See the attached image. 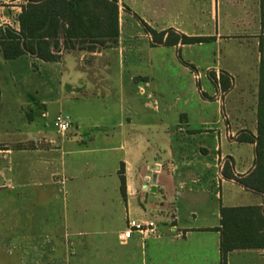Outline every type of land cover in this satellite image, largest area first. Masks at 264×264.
Instances as JSON below:
<instances>
[{
    "label": "crops",
    "instance_id": "1",
    "mask_svg": "<svg viewBox=\"0 0 264 264\" xmlns=\"http://www.w3.org/2000/svg\"><path fill=\"white\" fill-rule=\"evenodd\" d=\"M6 1L17 6L11 8L16 10V27L8 24L3 12L0 27L18 30L26 0ZM116 1L119 30L137 32L140 40L133 46L145 54L131 56L129 63L138 70L147 62V71L120 72L113 80V73H104L95 63L84 69L78 66L77 60L101 55L100 50H63L60 61L53 62L66 63L68 56L74 61L59 97L71 128L60 137L54 121L62 111L52 116L48 98L36 97L41 114L32 115L30 122L35 123L36 117L44 122L34 136L16 133L2 140L6 150L0 181L5 180L6 191H14V199L0 197V224L13 220L15 226L0 230V264H221L222 208H264V193L241 182L258 179L256 143L244 140L258 136V106L264 96V0ZM145 25L157 33L172 31L210 40L166 46L156 43ZM203 31L208 33H199ZM204 47L210 56L203 62L198 56L183 58L184 51ZM156 51L174 53L172 61ZM168 60L172 72L167 70ZM222 77L229 84L227 90ZM186 78L193 87L184 90L179 83ZM2 86L0 127L4 128L16 118L23 92ZM141 86L144 94L139 93ZM109 95L113 107L107 112L101 96ZM97 153L120 155L110 175L124 166L129 216L134 218L131 209L137 205L135 219L157 223L156 236L135 234L124 241L122 230L32 229L38 197L34 190L54 187L57 175L68 179L69 191L91 190L80 181L104 177V172L92 176L91 156V162L85 158L79 174L76 159ZM149 195L159 199L150 200ZM99 221L107 222L102 217ZM228 264H264V249L234 251Z\"/></svg>",
    "mask_w": 264,
    "mask_h": 264
},
{
    "label": "rangeland",
    "instance_id": "2",
    "mask_svg": "<svg viewBox=\"0 0 264 264\" xmlns=\"http://www.w3.org/2000/svg\"><path fill=\"white\" fill-rule=\"evenodd\" d=\"M5 2L8 1L4 0L0 2V8H2L0 9V12H3L7 18L9 17L8 24L16 27V10H12L11 8L12 6H17ZM2 23L3 21L0 20V24ZM136 33L137 32L119 30V38L114 41L113 44L99 47L98 50L101 51V55H97L94 58H89V55H86L80 60H77L78 66L84 69L95 63L98 65L99 70L104 71V73H113V80L117 76L116 74L120 72L126 75H131V73L133 74L135 71H137V73H145L144 71L147 70L144 66L147 65V62H143L141 68L138 70H133L129 63V58L131 56H135L136 58L145 56L144 53L140 52V50L133 46L135 41L140 40ZM199 33L205 34L208 33V31ZM206 48L207 47L194 49L192 53L190 51H184L182 53L183 58H197L198 56L203 62V59L210 56V52L208 53ZM62 52L63 50L60 51V53ZM156 53L164 58H170L171 55L174 54H171L170 52L167 53V51H162V53L156 51ZM169 60H171V58ZM169 60L167 63V70L172 72L174 71L173 67H171L173 63ZM73 63L74 61L71 56L67 57L66 63H41L34 62L30 58L6 61L0 55V85L5 86L6 88L18 87L21 92H23V103L20 106L19 111L17 110L16 118H14L9 125L4 127L6 130L0 127V166L3 163L1 159V156H3L2 152L6 150V145H4L2 140L9 136L11 137L16 133L33 135L34 131L39 129L41 123L44 122L41 117H36L35 123L30 122V117L32 115L40 116L39 114H41L39 111H41L42 105L34 98H48V101L52 103V116L56 115L59 110L62 111L61 109L65 107L64 101L59 97L60 92L64 89V82L66 81L64 78L65 73ZM202 72L205 73V68H202ZM179 84L184 90L189 86L191 88L193 87V81L190 82V79L187 78L183 79ZM202 84H206V79H203ZM139 93L144 94V86H141ZM109 96H101V104L107 112L109 110L111 111L113 107L111 96ZM65 109L67 110V108ZM64 114L66 113L62 111L61 115ZM106 114L104 117H108V114ZM56 118L54 121V127L56 128L58 135L64 137L66 134L61 133L56 126ZM42 142L43 140H39V144H42ZM9 147H12V149L14 147L13 143H10V141ZM91 156L95 159V175L92 176H96L100 172H104L103 175H105L104 177H88L80 181L82 182L81 185L87 184L88 186H91V190L79 191L75 188L74 190L71 189L69 191L65 188V185L69 182L68 179L58 175L53 178L54 182H56L54 187L34 190V193L38 194V197L35 201L37 205V214L35 215V212H33V230H38V232H68L95 229L124 230L126 219L129 216L126 193L125 195L123 194L121 187V173L125 172L124 166L121 165L116 174L110 175V173H113L116 169L118 165V157L120 155L112 153H97L89 154L83 158L79 157L76 159L79 163L77 169L79 174L84 171L82 165L85 163V158L91 162ZM71 181L75 182L73 180ZM100 185L102 187H100ZM0 186V195H3L0 197L3 198L5 195V199L13 200L14 191H6L7 189L5 187L4 179L3 182L0 181ZM99 188H105V190H100ZM149 198L150 200L157 201L159 196L149 195ZM115 200L118 201L117 206H115ZM131 210L133 217L136 218V212L140 209L136 205ZM6 211L9 212L10 209L6 208ZM101 217L102 219L107 220V222L100 223L99 220ZM70 219L72 220L71 222ZM81 219L85 220V223L80 222ZM25 225L26 224H24V226ZM14 226L15 224L13 220L11 222L7 221L6 224L1 222L0 230H10Z\"/></svg>",
    "mask_w": 264,
    "mask_h": 264
},
{
    "label": "trees",
    "instance_id": "3",
    "mask_svg": "<svg viewBox=\"0 0 264 264\" xmlns=\"http://www.w3.org/2000/svg\"><path fill=\"white\" fill-rule=\"evenodd\" d=\"M264 8V2L262 4ZM264 10V9H263ZM19 29L0 27V54L7 61L29 56L53 63L61 59L60 51L95 52L119 38V6L116 0H26L18 16ZM264 29V14L262 19ZM158 44L176 46L204 43L209 38L187 37L174 32L157 33L145 25ZM167 35V40L164 38ZM225 90L228 83L221 78ZM243 141V140H241ZM256 143V180L241 182L264 193V96L258 106V136L247 137ZM230 166L226 165V169ZM122 192L125 195V177ZM257 178V177H256ZM221 264H228V255L234 251L264 249V208H222L221 210Z\"/></svg>",
    "mask_w": 264,
    "mask_h": 264
},
{
    "label": "built area",
    "instance_id": "4",
    "mask_svg": "<svg viewBox=\"0 0 264 264\" xmlns=\"http://www.w3.org/2000/svg\"><path fill=\"white\" fill-rule=\"evenodd\" d=\"M71 118L68 115H59L56 118V126L63 134L67 133L71 128ZM158 225L153 221H141L130 216L127 217L125 228L122 231V239L124 241L131 240L135 234L150 238L158 234Z\"/></svg>",
    "mask_w": 264,
    "mask_h": 264
},
{
    "label": "water",
    "instance_id": "5",
    "mask_svg": "<svg viewBox=\"0 0 264 264\" xmlns=\"http://www.w3.org/2000/svg\"><path fill=\"white\" fill-rule=\"evenodd\" d=\"M153 191H155V190H153Z\"/></svg>",
    "mask_w": 264,
    "mask_h": 264
}]
</instances>
